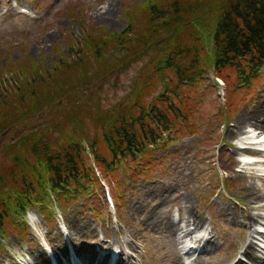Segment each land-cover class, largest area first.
Wrapping results in <instances>:
<instances>
[{"label": "rangeland", "instance_id": "obj_1", "mask_svg": "<svg viewBox=\"0 0 264 264\" xmlns=\"http://www.w3.org/2000/svg\"><path fill=\"white\" fill-rule=\"evenodd\" d=\"M149 1L0 0V75L3 74L0 86L7 89L16 86L15 79L4 73L13 65L27 66L32 62L41 69H49L61 56L74 60V51L82 48L80 40L84 32L88 36L90 29L122 32L127 25V10H135ZM19 7L28 8L32 15L20 13ZM74 7L75 17H72ZM109 8L112 12L106 20L103 17ZM174 31L171 29L167 36ZM72 47L75 49L71 52ZM157 56L155 50L147 57L139 58L130 69L129 66L123 67L125 71L122 72L113 69L98 84L87 87L80 84L34 116L10 126L0 137V164L12 162L15 150H19L14 145L21 140L35 136L32 141H36L41 135L43 138L49 135L59 137L54 127L66 123L69 113L75 116L68 123L72 131H76L82 120L89 130L87 135L100 131L101 128L95 127L101 125L100 118L115 104L127 103L131 108L133 93L138 91L137 84L141 80L143 83V78L151 77L149 71L154 70ZM95 63L93 61V66ZM204 73L194 86L183 89V94L189 97V106L182 111L188 124L185 127L181 120L179 130L164 135L159 148L145 160L149 168L134 165L133 171L124 173L123 167L132 162L123 161L118 173L108 174L106 182L110 187L105 186V192L111 190L116 208L107 205L104 190L97 187V190L90 188V193L69 203L63 211L55 206L53 210L49 208L50 222L47 225L31 209L26 217L24 235L20 234L21 229L6 230L0 245V264H9L11 256L19 264H36L32 255L39 249L55 262L53 252L61 246L62 235L71 253L81 242L100 241L103 252L111 251L119 256L123 243L130 244L135 252L128 251L130 261L124 260L123 264H162V254L172 256L175 249L181 251L178 253L183 254V263L189 261L188 264L198 257L206 264H226L235 255L241 258L246 227L242 215L251 206L261 204L245 198L242 189L247 184L252 188L253 197L264 198V131L247 125L243 132L237 133L235 126L240 117L250 115L264 100V68L248 95L244 91L248 87L237 89L233 83L240 91L236 99L231 97L226 82L223 81L222 91L217 89L214 70L206 69ZM138 86L142 87V84ZM162 91L160 82L157 93L150 96L148 102L156 99ZM229 98L237 104L231 113ZM176 102L183 108L180 97ZM78 104L82 107L73 110ZM97 108L103 111L98 117ZM261 120L264 121V116ZM87 142L84 138V145ZM86 157L88 163L93 160L90 154ZM163 189L170 191L166 202L154 196V192L159 194ZM182 209L193 213L203 226L186 240L179 233V238L171 236L163 226L167 212L172 222H181L180 227L188 225L187 219L181 220L180 215H190L182 213ZM251 213L259 217V233H264V210H252ZM78 223L84 225L82 233L74 231L73 226ZM180 237L179 246L187 245L193 250L184 254L177 244ZM192 237L197 241L204 240L201 247L198 243H191ZM206 242H209L208 248ZM254 242L264 251V243L258 242V238ZM212 248L215 249L211 251ZM73 258L77 263L82 262L77 256L73 255ZM243 260L247 261L246 258ZM61 261L64 260L58 264Z\"/></svg>", "mask_w": 264, "mask_h": 264}, {"label": "trees", "instance_id": "obj_2", "mask_svg": "<svg viewBox=\"0 0 264 264\" xmlns=\"http://www.w3.org/2000/svg\"><path fill=\"white\" fill-rule=\"evenodd\" d=\"M126 18L122 32L90 29L89 36L84 32L82 48L71 49L74 60L61 56L49 69L31 62L4 71L5 76L15 79L16 86H0V137L10 126L34 116L78 85L98 84L113 69H130L139 58L158 51L154 70L149 71L151 77L137 84L131 108L117 103L107 110L100 118L101 125L95 127L102 130L87 135L89 130L82 120L72 131L68 123L75 116L69 113L60 129L54 127L59 137L41 135L32 141L34 136L14 145L19 150H15L12 162L0 164V243L7 229H21L24 235V219L30 208L37 209L46 222L47 206L54 204L63 210L69 202L90 193V188H99L91 162L103 175L116 173L121 161L128 158L138 162H133L136 165L144 159L143 165L149 168L145 161L152 156L149 147L179 130L181 120L185 127L188 124L182 111L189 106V97L183 89L194 86L206 69L214 70L229 85L235 99L233 83L248 87L244 90L248 95L259 81L264 68V0H151L135 10L128 9ZM171 29L175 31L167 36ZM154 75L159 79L152 78ZM160 82L162 94L148 102ZM179 97L183 108L176 102ZM235 105L229 98L230 113ZM80 107L78 104L73 110ZM102 112L97 108V117ZM87 154L93 156L89 163Z\"/></svg>", "mask_w": 264, "mask_h": 264}, {"label": "bare ground", "instance_id": "obj_3", "mask_svg": "<svg viewBox=\"0 0 264 264\" xmlns=\"http://www.w3.org/2000/svg\"><path fill=\"white\" fill-rule=\"evenodd\" d=\"M110 12H112V9H108L104 15V19H108V16L110 15ZM262 99L264 97L262 96ZM264 116V100L259 102V107L255 108L250 115L242 116L238 119L237 125L235 126V130L237 133L243 132L244 129H246L247 125L257 127L258 129H261L264 131V121H262V117ZM169 189H163L158 194L157 192H154V196H156L159 201L166 202V200L169 198ZM242 193L244 194V197L249 200H254L257 203H261L259 206H251L250 209L243 213L242 218L244 222L246 223V227L244 229L245 232V241L242 243L241 247V258L238 255H235L233 260L227 262L226 264H264V251L263 248L259 246L258 243L254 242V239L258 238V242H264V233H259V228L261 227V224L258 223L259 217L252 216L251 211L252 210H264V198L262 197H256L251 194L252 188L247 186L245 184L244 189H242ZM182 213L189 214L190 216H181V220L187 219L186 223L188 225H185L184 228L180 227V223L178 224L172 222L170 218L169 212L166 213L165 221H163V226H165V231L170 233L171 236H177V234H182L184 239L188 238L192 235L193 232L196 230L202 228V221L198 218H196L193 213L188 212V209H182ZM168 216V217H167ZM162 223H158V225ZM193 227V229H192ZM75 232L82 233L85 231L84 225H81L80 223L75 224L73 226ZM180 231V232H179ZM167 232V233H168ZM257 236V238H256ZM177 238H179L177 236ZM178 246L180 245V240L177 239ZM195 245L197 244L198 247H201V241H195L192 242ZM61 246L57 247L53 255L55 257V260L58 262L60 260H64L67 264H109V262L114 258L112 252H103V243L102 242H81L79 245H77L75 248L73 247L74 257L81 258L82 262L77 263L72 261L69 255V246L65 238L61 237ZM108 246V244H106ZM206 248L209 246V242H206L205 244ZM215 248L210 249L213 251ZM128 251L135 252L134 248L130 244H124L122 248L120 249V254L117 256V260L113 261L114 264H123L125 261H130V255ZM177 249L173 252L172 256H169L167 254H162L163 261L162 264H184V256L181 253H178ZM33 259L36 264H52L48 254L44 252L43 250L36 251L33 255ZM243 258H246L247 261H244ZM9 264H19L16 262L14 257H9ZM190 264H206L202 261L201 257H198L194 259Z\"/></svg>", "mask_w": 264, "mask_h": 264}]
</instances>
